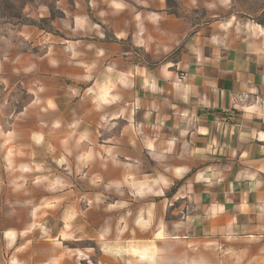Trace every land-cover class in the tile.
Listing matches in <instances>:
<instances>
[{
  "label": "crops",
  "instance_id": "1",
  "mask_svg": "<svg viewBox=\"0 0 264 264\" xmlns=\"http://www.w3.org/2000/svg\"><path fill=\"white\" fill-rule=\"evenodd\" d=\"M224 1L178 0L180 16L168 0H59L77 38L29 68L34 105L79 97L87 184L115 195L141 256L168 253L147 264H264V33L188 15ZM20 234L0 207V264H49L10 250Z\"/></svg>",
  "mask_w": 264,
  "mask_h": 264
},
{
  "label": "rangeland",
  "instance_id": "2",
  "mask_svg": "<svg viewBox=\"0 0 264 264\" xmlns=\"http://www.w3.org/2000/svg\"><path fill=\"white\" fill-rule=\"evenodd\" d=\"M58 2L0 0V207L21 227L10 250L40 251L49 264L60 259L51 249L61 250L68 264L165 260L166 252L141 256L136 248L142 235L125 218L123 208L114 209L115 195L87 184L83 169L91 161L86 148L92 141L76 135L91 131V124L79 119L77 123L79 97L57 101L54 108L34 105L32 89L36 87L31 85L38 83L39 76L29 68L42 55L61 47L65 39L77 38L65 6ZM222 4L220 11L209 10L219 11L216 17L205 8L188 15L196 22L228 23L238 36H248L251 29L264 33V0H225ZM69 5L70 0L67 10L72 11ZM168 5L170 12L187 16L178 0H168ZM126 246L135 251L125 250ZM180 257L186 259V253Z\"/></svg>",
  "mask_w": 264,
  "mask_h": 264
},
{
  "label": "clouds",
  "instance_id": "3",
  "mask_svg": "<svg viewBox=\"0 0 264 264\" xmlns=\"http://www.w3.org/2000/svg\"><path fill=\"white\" fill-rule=\"evenodd\" d=\"M13 264H15V262H13Z\"/></svg>",
  "mask_w": 264,
  "mask_h": 264
}]
</instances>
